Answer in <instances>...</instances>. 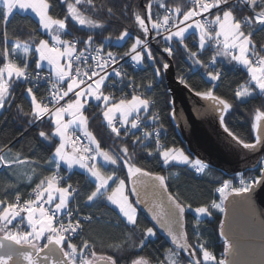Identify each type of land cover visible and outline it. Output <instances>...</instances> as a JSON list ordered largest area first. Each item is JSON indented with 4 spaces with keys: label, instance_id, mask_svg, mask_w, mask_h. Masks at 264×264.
I'll return each instance as SVG.
<instances>
[{
    "label": "snow or ice",
    "instance_id": "obj_1",
    "mask_svg": "<svg viewBox=\"0 0 264 264\" xmlns=\"http://www.w3.org/2000/svg\"><path fill=\"white\" fill-rule=\"evenodd\" d=\"M59 2L66 5V18L51 14L52 0H0V20L4 22L0 28V115L16 99L13 83L21 82L27 85L23 94L29 102V110L25 111L22 101L15 105L17 112L29 117L28 128L38 126L37 122H49L51 133L38 132L42 140L58 138L45 161L54 164V170L39 179L28 197L18 193L14 199L0 198V249L5 247L3 241L27 248V251L19 253L27 264H44L49 255H44L41 260V253L56 250L60 258L53 264H120L112 255L98 252L96 241L85 235L86 226L92 225L95 218L90 213L82 214L79 204L70 207L71 201L76 200L80 193L72 184L64 185L68 179L60 174L61 165H64L68 170L74 166L84 170L90 185L84 194V204L91 207L98 201L102 202L122 218L123 223L139 231L137 247L141 250L145 239L156 235L154 227H142L139 222L136 205L144 203L152 213V219L164 228L175 246L173 256L183 255L187 264H227L224 259L216 260L214 253L208 250L196 224L192 225L195 240L190 242L186 213H194L197 217L210 216L213 209L223 213L226 209L222 201L227 200L229 194L246 196L256 188L264 187V156L258 161V175L247 180L241 177L238 186L224 180L222 186L215 189L220 194V203L212 200L193 207L192 202L179 193L169 192L164 175L138 166L136 150L139 148L152 157L158 154L164 165L172 161L188 165L197 173H203L208 167L200 159H191L181 148L162 143L161 132L165 131L163 115L173 120L182 119L183 115L178 116L170 100L167 101V110L162 113L157 100L145 95L153 89L156 78L163 75L162 69L166 71L170 67L168 62L160 65L151 49L153 41L162 45V52L169 58H175L176 52L182 50L193 65L205 70L213 86L203 90L183 74L177 77L190 93L206 102L202 108L194 106V111L200 115L216 114L223 132L243 149L264 147V135H261L264 132V106L255 108L252 114L251 129L256 134L254 142H246L226 122L234 107L233 101L244 103L245 98L255 94L264 96V44H258L254 39L257 31L264 32V0H189L190 6H170L168 0H147L138 5L140 11L126 7L124 15L132 19L138 32L130 49L122 55L106 52L103 45L95 46L93 35L83 40L63 38L61 33L66 27L67 16L81 26L87 24L102 28L103 24L86 19L79 9L81 3L86 2L96 11L93 0ZM236 3L246 14H237ZM15 10L33 13L38 18L39 29L29 33L30 41L22 42L17 37L9 47L8 21ZM106 15L112 17L111 7L107 8ZM38 31L48 38L37 39ZM130 35L129 29L125 28L118 39ZM189 37L196 40L195 48L188 43ZM20 47L25 53L22 61L16 56ZM210 50L211 55L205 58L204 53ZM30 51L31 57L27 55ZM125 57H130L135 64H143L146 60L153 66L151 78H145L147 83L143 80L138 83L129 76L120 63ZM220 60L246 70L247 80L237 83L230 97L215 91L216 82L223 77L221 68L217 66ZM33 63L35 69H31ZM45 67L47 75H41ZM42 80L48 85L44 93L37 87ZM117 84L123 85L119 89L122 93L119 97L115 92H106ZM93 102L100 109L98 115L110 130L115 147L103 148L89 130L90 116L87 113ZM10 144L11 141L0 146V167L14 170L28 165L35 171L40 160L31 159L20 151L14 152ZM105 165L110 169H105ZM141 186L150 188L157 197L162 191L167 196V204L150 207L141 199ZM132 196L136 197L135 201ZM223 227L224 221H221L220 234L224 237L227 253L233 245L225 236ZM126 246L116 244L114 247L122 249ZM128 250L135 251V247ZM12 260L11 253L0 255V264H10ZM165 261L182 264L181 260H173L167 253L152 258L141 255L128 264H165Z\"/></svg>",
    "mask_w": 264,
    "mask_h": 264
},
{
    "label": "trees",
    "instance_id": "obj_2",
    "mask_svg": "<svg viewBox=\"0 0 264 264\" xmlns=\"http://www.w3.org/2000/svg\"><path fill=\"white\" fill-rule=\"evenodd\" d=\"M74 2V0H70ZM147 0H93L96 7V11H93L86 2H82L79 6L83 16L86 19L92 20L96 23H102V28H95L89 25H79L73 21L70 16H67L66 27L62 31V36L66 39L83 40L88 35H93L95 40V46H104V50L111 51L113 53H123L130 49L131 44L134 42L138 30L133 26V21L128 16L124 15V11L129 8L132 11H140L138 5L146 3ZM170 6L181 5L190 6L189 0H168ZM54 5L51 14L57 18H66V5L61 4L59 0H52ZM113 9L112 17L106 15L107 8ZM236 12L238 15L246 14L239 3H236ZM4 22L0 20V28L3 27ZM125 28H128L131 32L129 37L120 39L121 32ZM33 29L38 30L39 24L37 18L28 12L21 13L20 11H14L8 21L9 32V47L12 46V41L17 37L23 41H30L31 37L29 33L33 32ZM37 39L48 37L42 32H37ZM107 38V39H106ZM198 39V38H197ZM258 44H264V32L257 31L254 37ZM188 43L195 48L196 40L189 37ZM2 47V42H0ZM83 47V45H79ZM151 49L160 61V65L164 62L170 64L169 69L163 71L161 77L156 78L154 87L145 95L149 98H154L158 102V107L162 113L167 110V101L172 102V96L170 94V85H176L179 83L177 77L183 74L191 83L197 85L201 90L213 86L209 81L205 70L199 66H195L187 59L182 50L176 52L175 58H169L166 53L162 52V45H158L156 42L151 44ZM22 54L19 48L16 51V56L22 61ZM211 55V50L204 53V57L207 58ZM31 57V51L28 55ZM19 62V61H18ZM157 65V66H160ZM218 67L223 72L221 81L216 82L217 86L215 91L217 94L230 97L232 90L236 88L237 83L247 80L246 70L241 66L229 64L227 61H218ZM31 68H35L34 63ZM153 66L145 60L142 66H138L137 69L129 71V76L134 77L137 82L147 83V78H151ZM180 84V83H179ZM182 85V84H181ZM26 84L21 82H14L13 89L16 97L13 105L7 107L3 111V115H0V146L11 141L10 147L13 151H20L23 155L30 157L31 159H39L40 165L33 168L25 165L14 170L0 167V198L14 199L16 194H20L23 197L39 182V179L43 175L50 174V170H53L54 164L45 163L47 158L51 155L54 149V143H58V138L52 137L51 140L44 141L38 136L39 131H45L51 133L52 129L49 122L43 123L37 122V125H33L28 128L27 120L29 117L24 116L22 113H18L15 105L23 101L25 111L29 110V102L24 96V88ZM43 93L44 89H40ZM234 107L227 115L226 122L228 126L237 134L241 135L246 142H254L255 133L251 129L252 114L255 108L264 106V96L255 94L251 97L245 98L244 103L233 101ZM100 109L95 107V102L88 110L90 116L89 130L97 137L102 147L107 149L115 147L113 143L112 134L103 122L102 116L98 115ZM207 121V128L211 130L214 137L221 144L222 148H225L231 157L236 159L245 158V162L242 164L237 163L234 168L242 169L240 172L229 171L230 168L220 169L212 165L208 167L201 175H195L191 170V167L184 164L169 163L164 165L160 160L159 155L154 157L148 156L145 152H142L139 148L136 150V162L138 166L143 167L146 171H152L157 174L164 175L167 180V186L169 192L173 194L179 193L182 198H186L192 202L193 207L200 206L205 202H210L214 199V189L221 184L224 180L234 181L238 177H252L258 174V161L260 157L264 156L252 154L257 150L243 149L242 146L237 145L230 137H226L220 132L219 129L211 128L210 120ZM163 123L165 131L161 132L162 143H166L169 147H179L184 150L186 155H189L191 159L195 160V157L186 146L185 141L182 139L175 121L168 115H163ZM28 128V131L25 129ZM24 133L23 136L20 134ZM139 134V133H138ZM146 143H149L146 141ZM153 146V145H152ZM154 147V146H153ZM131 151V149H130ZM103 163V162H101ZM105 169H110V166L105 165ZM232 168V167H231ZM61 174L67 177L64 185L68 183L78 188L79 196L76 200L71 201L70 207L80 205L82 214H92L94 216V223L87 225L85 235L96 241V250L103 254L112 255L120 261V264H128L133 258L138 256H145L146 258L159 257L165 253L173 250V245L170 237L167 235L164 228L157 224L152 219V213L148 207H145L144 203L136 205L138 210V218L142 227H154L156 235L145 239V245L141 250L139 247L140 232L133 230L131 227L123 223L122 218H119L109 207H105L102 202L88 207L84 204L85 192L88 191L90 185L88 184L89 177L83 170L71 169L68 170L61 166ZM126 172V170H125ZM29 176L32 179H29ZM219 178V179H217ZM146 181L148 177H144ZM151 183V181H149ZM11 185H14L10 187ZM131 185H129V188ZM142 201H146L151 207L154 204H161L162 206L167 204V196L162 191L157 197L153 194L152 190L147 187L141 186L139 188ZM131 199L135 201L136 197L132 196ZM220 201V197L217 198ZM187 228L190 242H194L195 237L192 236V225L196 224L199 228V234L201 239L208 245V250L214 253L216 259L224 256V240L220 236V222L222 220V212L212 210V214L197 217L194 213H186ZM116 244H126L127 246L122 249H116ZM129 247H135V251H129ZM182 261V264H187V259L181 255L177 257ZM165 264L167 262L165 261Z\"/></svg>",
    "mask_w": 264,
    "mask_h": 264
},
{
    "label": "water",
    "instance_id": "obj_3",
    "mask_svg": "<svg viewBox=\"0 0 264 264\" xmlns=\"http://www.w3.org/2000/svg\"><path fill=\"white\" fill-rule=\"evenodd\" d=\"M169 87L176 112L178 116L181 113L183 115L182 119L178 118L174 121L195 159H200L206 165L220 169L230 168L229 171L240 172L242 169L234 168V166H237V163H244L245 158H238L237 155L236 159L231 157L207 128L206 120H210L211 128L219 129L228 137L219 126L216 114L200 115L194 111V106L202 108L206 102L194 96L179 83ZM261 135H264V132H261ZM263 152L264 147H260L252 156L256 154L260 156ZM224 207L226 210L222 213L221 220L224 221L223 231L233 245L227 253H224V260L227 264H264V187L256 188L246 196L229 194ZM220 232L221 229H219ZM222 238L224 240V237ZM3 243L5 247L0 249V255L11 253L13 260L10 264H27L19 255L21 251H27V248H21L10 241H3ZM44 255H49V260L44 264H53V261L60 258L58 250L41 253L39 259L42 260Z\"/></svg>",
    "mask_w": 264,
    "mask_h": 264
},
{
    "label": "built area",
    "instance_id": "obj_4",
    "mask_svg": "<svg viewBox=\"0 0 264 264\" xmlns=\"http://www.w3.org/2000/svg\"><path fill=\"white\" fill-rule=\"evenodd\" d=\"M192 31V30H191ZM64 38V37H63ZM66 39V38H65ZM70 40H75V39H70ZM155 41H153L152 43H154ZM151 43V44H152ZM124 53V52H123ZM123 53H118L119 55H122ZM117 54V53H116ZM121 65L123 66V68H124V70L125 71H127V73L129 74V71L130 70H132V69H137V66L135 65V63L134 62H132L131 61V59H130V57H125L121 62ZM31 69H35V68H31ZM30 69V70H31ZM47 72H48V70H44V71H42L41 72V75H47ZM47 84L45 83V81H40L39 82V84L37 85V87L39 88V89H44V92H45V90H46V88H47ZM123 87V85H120V84H117L114 88H108V89H106V92H115V94L117 95V97H119L122 93L119 91V89L120 88H122ZM126 92H130V90H128V89H126L125 90ZM43 92V93H44ZM130 98V97H129ZM144 123L145 124H148V122L147 121H144ZM153 146H154V144H153ZM156 155H158V154H156ZM54 168H55V166L53 167V170H54ZM191 170L194 172V174L195 175H201L202 173H197L196 171H195V169H193L192 167H191ZM61 174V173H60ZM258 174H259V172H258ZM257 174V175H258ZM61 176H63L62 174H61ZM256 176V175H255ZM241 177H238L236 180H234V181H231L232 183H233V185H235V186H238V181H239V179H240ZM243 178H245L246 180L247 179H249L250 177H243ZM220 186H222V183L221 184H219L218 186H216L215 187V189L216 188H218V187H220ZM35 187V186H34ZM33 187V188H34ZM32 188V189H33ZM32 189L27 193V195L24 197V198H27L28 197V195H29V193H31V191H32ZM215 189H214V199H212V200H215L216 202H219V200H217V198H219L220 197V194H219V192H217V191H215ZM228 192L230 193V189L228 190ZM211 200V201H212ZM210 201V202H211ZM209 202V203H210ZM214 210V209H213ZM220 259H224V256H222L221 258H219V259H217V260H220Z\"/></svg>",
    "mask_w": 264,
    "mask_h": 264
},
{
    "label": "rangeland",
    "instance_id": "obj_5",
    "mask_svg": "<svg viewBox=\"0 0 264 264\" xmlns=\"http://www.w3.org/2000/svg\"><path fill=\"white\" fill-rule=\"evenodd\" d=\"M37 20H38V18H37ZM191 31V30H190ZM118 41H120V39H118ZM144 64V63H143ZM143 64H135L137 67L138 66H142ZM105 123V122H104ZM160 158V160L161 161H163L162 160V158L161 157H159ZM102 162V161H101ZM170 163H175V164H179V163H177V162H175V161H172V162H170ZM84 171V170H83ZM221 202V200L218 202V203H220ZM222 203H223V205H224V203H225V200L224 201H222ZM217 211V210H216ZM201 216H204V215H201ZM201 216H199V217H201ZM154 231H155V229H154ZM156 232V231H155ZM0 235H2V234H0ZM154 237V236H153ZM149 238V237H148ZM173 245V244H172ZM176 249H175V246L173 245V250H171V251H169V252H167V255L171 258V259H173V260H176V258L177 257H175V256H173L172 255V253L175 251ZM216 259V258H215ZM217 260V259H216ZM167 262V261H166ZM167 264H168V262H167Z\"/></svg>",
    "mask_w": 264,
    "mask_h": 264
},
{
    "label": "crops",
    "instance_id": "obj_6",
    "mask_svg": "<svg viewBox=\"0 0 264 264\" xmlns=\"http://www.w3.org/2000/svg\"><path fill=\"white\" fill-rule=\"evenodd\" d=\"M15 11H19V10H15ZM28 13H31V12L28 11ZM31 14H33V13H31ZM33 15H34V14H33ZM34 16H35V15H34ZM19 50H21V52H22V54H20V56L22 55L21 57H22V60H23V58H24V56H25V53H24V51H23V47H20ZM29 53H30V52H29ZM29 53H28L27 55H29ZM44 70H48L47 67H45ZM61 166L67 169L66 166H64V165H61ZM72 169H79V170H82V169H80L78 166H74Z\"/></svg>",
    "mask_w": 264,
    "mask_h": 264
}]
</instances>
